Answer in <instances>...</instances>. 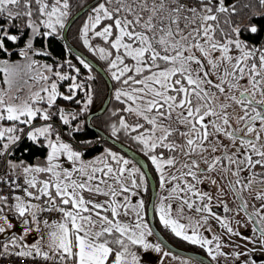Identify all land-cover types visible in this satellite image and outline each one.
<instances>
[{
    "label": "snow or ice",
    "instance_id": "obj_1",
    "mask_svg": "<svg viewBox=\"0 0 264 264\" xmlns=\"http://www.w3.org/2000/svg\"><path fill=\"white\" fill-rule=\"evenodd\" d=\"M260 3L264 5V0ZM70 7L69 0H0V56L10 58L23 41L18 55L28 61L29 72H35L30 78L43 82L30 102L6 103L0 92V122H12L8 127L0 125V156L12 155L22 137L48 150L43 165H27L23 161L9 164L13 170L21 168L23 173V184L11 181L28 198L13 197L16 212L25 217L23 223H30L27 214L36 231H41V222L51 229L50 251H43L39 241L26 242L23 235L16 233L0 240V264H140V257L132 250L134 246L144 251H162L160 242L148 240L154 233L145 219L148 209L144 200L135 205L131 202V196L138 195L132 190L143 184V173L136 167L128 168L131 161L110 150H106L104 158L85 163L82 157L91 142L80 141L83 149L71 142L75 139L73 134L83 130L73 122L92 104L91 85L77 80L81 71L71 61L43 64L39 66L43 71H38L36 61L29 56L50 55L47 48L37 49L35 42L48 41L50 46L51 38L62 35ZM235 13L236 5H228L226 0H97L81 28L84 45L108 61L113 80L127 86L116 90V99L127 104L124 111L139 118L129 124L121 117L119 128L112 125V134L115 136L121 129L138 132L133 139L143 146L145 155L160 173L161 189L172 185L165 189L168 194L160 197L153 212L165 229L206 249L212 261L229 254L222 251L228 245L220 237L209 239L202 234L201 229L212 231L210 219L219 221L230 235L242 234L231 227L230 220L213 210L212 193L197 187L211 179L208 173L220 169L236 178L229 180V187L241 200L240 210L246 214L248 203L243 193L261 202L259 208L253 205L255 211L250 220L255 218L253 233L264 237V171L256 170L257 166L264 169V45L256 47L241 39V27L232 26L230 19ZM222 20L230 31L221 27ZM243 31L260 35L264 33V23L250 22ZM97 37L107 47L90 43ZM236 51L240 55H234ZM77 59L88 70L86 79L93 80L92 66L81 57ZM0 63L4 65L0 71L6 77L23 67L9 66L7 59ZM65 64L75 75L54 70ZM63 81H70L66 91L59 90ZM5 83L11 86L12 81L6 78ZM78 91L87 97L79 112L58 103L62 100L81 104ZM233 104L242 114L229 111ZM36 120L43 123L37 125ZM61 126H66L71 140H64ZM177 135L183 138L182 143L177 142ZM220 136L231 141L235 151L223 144ZM209 148L213 154L223 151L221 155L204 156ZM194 155L201 156L206 170L192 158ZM108 157L115 161V168L107 162ZM62 158L69 167L63 166ZM172 168L179 175H165V169ZM40 174L48 178L37 179ZM172 181L177 183L173 185ZM211 183L217 181L211 179ZM84 193L107 199L86 198ZM121 196L123 199H118ZM8 199L0 195L5 206ZM33 200L41 203L34 204ZM222 210L231 211L226 204ZM51 211L62 213L59 222L40 220V213ZM188 212L196 213L199 219H193ZM0 220L8 228L13 227L2 208ZM32 230L25 227L24 235ZM5 231L0 227V234ZM242 238L252 244L257 242L253 236ZM260 243L264 244V240ZM163 255L167 257L169 252ZM243 255L247 254L234 253L236 259Z\"/></svg>",
    "mask_w": 264,
    "mask_h": 264
},
{
    "label": "rangeland",
    "instance_id": "obj_2",
    "mask_svg": "<svg viewBox=\"0 0 264 264\" xmlns=\"http://www.w3.org/2000/svg\"><path fill=\"white\" fill-rule=\"evenodd\" d=\"M89 12H90V10L86 13V15L79 22V26H80L79 27L80 28V30H79L80 37H81V28L83 27V24L86 22V20L88 18V15H89ZM241 25H242V23H241ZM241 25H239V26H241ZM97 30H99V29H97ZM96 41L98 43H101L102 44V42L98 41V39H96V38L93 39V40H91L90 43L93 46L101 47L99 44H97ZM92 53H93V51H92ZM218 54L219 53H217V55ZM233 54L234 55H240V53L238 51H236ZM96 55L100 57V55L98 53ZM29 56H30L31 60L36 61V63H37V70L38 71H43L42 68H39L40 65H43V64H56V65H58V64L64 63L65 61H71L72 64H74L77 68L80 69L81 75L79 77H77V80L78 81L84 80L87 84H90L91 87H92V93H91L92 94V104L88 106V108H87L86 111H83L79 115L78 121H74L73 122L74 124H79L83 128V125L85 124V116L88 113H91V112L94 111L92 109V107L94 106V94H95L93 85L95 84V81H96L95 80L96 79V75L94 74V72L91 73V75L94 76V79L93 80H87L86 78L89 75L88 70L87 69H84L83 66L79 63V60L75 56H73V55H72V57H69L68 56L65 59H62L60 61H51V62L47 61L45 58H42L43 56H33L31 53H29ZM5 59L8 60V65L9 66L15 65V64H19V65L23 66L22 67V70H18L15 75L9 76V77H6L5 72L0 71V92L4 93L5 102L6 103H17V104H21V103H23L26 100H28L30 102V98L33 96V94L36 91H39V89H40L41 85L43 84V82L36 83L35 81H33L30 78L32 75H35V72H29V70L27 69V63H28V61L25 60L23 57L20 56V58H18V59H12V60L11 59H8V58H5ZM5 59L0 58V61H3ZM3 66L4 65L2 63H0V67H3ZM54 70H58V71H62V72L67 71L71 75H75V73H73L72 70L70 68H68L66 64H65V67L64 68H57V69H54ZM106 73L109 76V78L111 80H113L112 77H111V73L110 72H107V71H106ZM6 78L7 79H11V81H12L11 86H9V84L5 83ZM53 79H55V78H53ZM24 81H27V83H24ZM50 82L51 81H49V83ZM69 83H70V81H63V82H61L60 85H59V89L63 91V88L66 89L67 88V85ZM121 87H127V86H123L120 83H116V86H115V88L112 91V97L111 98L113 99V101H112L111 105L108 106L107 112L106 111L104 112V114H103L104 118L103 119L110 117L115 111L119 110V111H122V113H124V115L120 116L119 119L121 117H124L125 120L129 124H135L139 118L136 117L135 115L129 113V112L124 111V109L127 107V104L126 103H122L120 100H119V102L122 103V106L121 105L118 106V105L115 104V100H114V99H116L115 92H116L117 89H119ZM17 96L20 97L19 100H16L15 99V97H17ZM77 99H80L81 100V104H79V105H77V104L73 105L72 104L71 105L69 103H64V102H60V104L61 105H66L68 107H75L74 109L73 108H71V109L74 110V111L79 112L80 109L83 107V104L87 100V97L85 95V92L78 91V93H77ZM121 99L123 100L124 98L122 97ZM221 101L223 102V97H221ZM232 110H235L237 113H240V109L236 105H234V104H233L232 108L229 109V111H232ZM85 113H87V114H85ZM240 114H242V113H240ZM108 121H109V124L110 125H113L114 124L113 119L112 120H108ZM139 122L144 123L143 120H140ZM34 123L37 124V125H39V124L43 123V121L36 120V121H34ZM57 123H59L58 120H57ZM11 124H12V122H8V121L0 122V125H2L4 127L11 126ZM145 126L148 127V125H145ZM233 126L235 127V121H233ZM20 127L24 128L25 126L24 125H20ZM61 127L65 130L64 138L67 139V140H70L71 137L67 134L66 126H61ZM117 127L119 128V121L117 123ZM181 127H183V126H181ZM107 129H108V131H110L109 133H111V135H113L112 134V128H109L108 127ZM25 130L27 131V128H25ZM129 131L131 132L130 129L128 130V132ZM140 131H143V129H141ZM120 132L121 133H126V131H124L122 129L120 130ZM132 134L134 136H136V135H138V132H133L132 131ZM116 135L115 136L113 135V136L116 137ZM219 139L221 141H223V144L229 145L231 151H235L234 148H231V141H229L227 138H225L223 136H220ZM67 140H65V141H67ZM176 140H177L178 143H182L183 142V138L182 137H179L178 135L176 136ZM106 150H110L111 152L116 153L118 156H122L125 159H128L125 155H123L119 151L114 150L113 148L108 147V146H104V148L100 152H97V153L93 154L90 157H84L83 156L82 159H83V161L85 163H88L90 161L96 160L97 158H104L105 157ZM159 151H161V150H159ZM163 151H165V154L166 155H171L170 153H167L166 150H163ZM222 151L223 150L221 149L217 153L213 154V153H211V149L209 148L207 152L203 153V155L204 156L221 155ZM45 157L44 158H38V159L35 160V162L33 164H28V165H33V166L34 165H43L44 162H45ZM179 158H180L181 161L184 160V157L182 155ZM192 158L193 159H196L200 163V167L204 168L205 170L207 169V165L203 163L200 155H194ZM128 160H130V159H128ZM11 162L14 163V164H19L18 162H13V161H11ZM62 162H63V166L64 167H69L70 166L68 162H66V161L63 160V158H62ZM107 162L111 166H113L114 168L116 167L115 161H112L110 157L107 158ZM7 164H8V166H5L3 168V170L5 168H7L10 171L17 172V174L23 175L21 168H16L15 170H13V168L9 164V161H7ZM205 166H206V168H205ZM132 167L138 168V166L131 161V163L128 165V168H132ZM184 171H186V169H184ZM139 173H141L140 169H139ZM139 173L136 176V179H137V182L138 183L140 182V174ZM173 173L179 175V173L177 172L176 168L165 169V175L170 176ZM157 174L160 176V173L159 172H157ZM207 175L211 179H215L217 181V183L216 184H212L211 183V179H205L204 180V183L201 184V185H197V187L202 188V189H204V190L212 193V195H213L212 204H214L215 201H223V202L224 201H227V199H229V197H232V196L235 198L236 194H234V192L229 187V180L231 179L232 181H235V179H236L234 176H231L230 173H225L224 171H222L220 169H218L217 171L208 173ZM47 178L48 177L45 174H40L37 177V179H47ZM202 179H203V177H202ZM128 183L130 185V181H128ZM143 183L145 185V180L144 179H143ZM175 183H177V181H172V184L173 185ZM171 186L172 185H170V184H166L165 185V189L170 188ZM141 187H143V186H141ZM141 187L139 189H133L132 190V191L138 193V195L131 196V202H132L133 205H135L140 199H142V196L140 194ZM165 189H161L160 182H159L158 192L156 194V199H155V205L159 203L160 197L164 196V190ZM221 192H222V195H221ZM230 192L233 193V194H231ZM84 195H85L86 198H92V199L99 200V201H103V200L107 199V197H104V196H95V195H91L89 193H84ZM124 195H130V194L129 193H125ZM252 195L254 196L255 193H252ZM243 196H244V199L248 203V209L249 210H251L252 208H254L253 205H255V208H259L260 203H261L260 201H256L254 199H251L249 197V194L247 192L243 193ZM121 197L123 198V196H121ZM227 203H226V205H227ZM2 209H3V214L9 218V220L12 223L13 227L12 228H8L7 225L5 224V222L3 220H0V227H4L5 230H6L5 233L0 234V236H5V235L6 236L7 235L10 236V234H9L10 232L11 233H14V232L16 233L18 231V229L16 230L15 228L18 225V223H21V221L15 215H13L12 207L3 206ZM187 214L189 216H192L193 219H199V216L196 213H194V212H188ZM226 215H228V214H226ZM27 217L30 220V223H29L30 225L28 227H31L33 230L30 233H28L27 235H25V236L28 237V238H31L30 241H32V242H36V241H40L41 240L39 243H40V246H41L42 250L43 251H50V249H49L48 232L51 229L46 228L44 226V224L41 222L39 224V228L41 229V231L38 232V231L35 230L36 229V225L31 223V216H28L27 215ZM130 218H134V216H132ZM224 218L225 219L227 218L228 220L231 221V219L228 216H226ZM145 219H146V216H145ZM146 221H147V219H146ZM57 222H59V221H57ZM52 223L53 222H50L49 224H52ZM219 223L220 222L217 221L214 218L213 219H210L209 220V224L211 225L212 231L211 232H205L203 229H201L202 234L204 236H206L208 234H211L213 236L214 235H217L218 237H222L221 236V233L219 234V232L218 233L216 232L217 229L215 228V226L219 225ZM231 227L233 229L236 228L235 231L238 230L237 227H233V224L232 223H231ZM24 228L25 227H22V228L19 227V229L21 230L22 233H24ZM13 229H14V232H13ZM238 232L242 234L241 237L242 236H247L246 235L247 234V229H240V230H238ZM42 235H43V239H41V236ZM8 236H7V238H8ZM33 236H35V238L37 236V238L36 239H33ZM230 236H231L230 234L226 233L223 236V239H221V241L223 240L224 241L223 243H225L226 245H228V246L223 247V248L227 252H230V253L232 252L231 253V256H229L227 258H225V257H219L218 259L222 262V263L218 262L219 264H235V263L236 264L237 263L238 264H243L244 261H248V264H250L251 261L253 262V264H264V244H261L260 243L261 239L258 238L257 235L254 236L255 238L257 237V239H256L257 242L255 244H252V243H249L248 242V243H246L242 247V250L245 251V252H247V255L244 258L241 259L242 261L241 260L239 261V259H236L235 256H234V253H236L237 249H239V248H237L235 246V244L232 245L231 242L226 238V237H230ZM250 236H253V235H250ZM148 240L151 243H157V240L155 239L154 236L148 237ZM262 240H264V239L262 238ZM133 251L136 252L137 255L140 257V260L143 261V262H145V263L147 261H149V262H151V264H161V262H162V264H183L184 261H189V262L193 261V260H191V259H189L187 257L180 256V255H175V254H172L170 252H169V255L167 257H165L163 255V253L164 252H167V251L164 250V249H162V251L160 253H157L154 250L144 251L142 248L136 246L135 250H133ZM204 251L207 254L206 249H204ZM168 261H170V262H168ZM146 264H149V263H146Z\"/></svg>",
    "mask_w": 264,
    "mask_h": 264
},
{
    "label": "trees",
    "instance_id": "obj_3",
    "mask_svg": "<svg viewBox=\"0 0 264 264\" xmlns=\"http://www.w3.org/2000/svg\"><path fill=\"white\" fill-rule=\"evenodd\" d=\"M90 1L91 0H69L71 7L69 10L70 14H69L68 19L75 12H77L80 8H82L84 5H86ZM182 2H191V0H182ZM226 4H228V5L235 4L236 5V13L233 16H231L230 19H231L232 26L241 25V23H242V25L240 26L242 29L241 39L247 41L249 44L255 45L256 47H261L262 45H264V33H261L260 35H257V36H252L250 33L243 31V29H245L246 26L250 22H254L257 24L264 23V5H262L260 3V0H226ZM86 13L83 14L81 17H79L72 24V26L68 30L67 37H68L69 41L71 42V44H73L76 48H78L80 51H82L87 56H89L93 61H95L99 66H101L105 70V72L106 71L109 72L108 71V61L102 60L99 56L92 53V51L90 49H88L83 44V41L80 37L79 22L86 15ZM221 27H223L226 32L230 31L229 25L224 24L223 20L221 21ZM13 31L15 32L16 29H13ZM96 39H98V41L102 42V44H101V43H98L96 41L97 44H99L101 47H107V45L104 44L103 40H101L98 37ZM22 47H23V41H21L20 46H18L14 49L13 55L10 58L4 57V56H0V58H3V59L8 58L11 60L12 59H18V58H20L18 53ZM35 47L37 49L47 48V51L50 53V55L42 57V58H45L47 61H49V60L50 61H60L62 59H65L68 56L72 57V55H73L69 52V50L65 46L61 35L54 37V38H51L50 46L48 44V41L42 42L38 39L35 42ZM126 62H130V61H126ZM93 72L96 75V79H95L96 81H95V84L93 85L95 94H94V106L92 107V109L95 111L96 109H98V107L103 102L104 97L106 95L107 87H106V84H105V81L103 80V78L97 72H95V71H93ZM111 81H112L113 89H114L116 86V83H119V82H117L115 80H111ZM114 100H115L116 105L122 106V103L119 102V100H117V99H114ZM112 101H113V99L111 98L109 105H111ZM106 112H107V110H106ZM85 114H87V113H85ZM122 115H124V113H122V111L117 110L108 118L103 119L104 118L103 115L100 117L93 118L91 123L93 124L94 127L100 129L101 131H103L107 135L115 138L116 140L121 142L123 145L131 148L132 150H134L135 152H137L139 154H143L140 151L145 152V150L141 144L137 143L133 139L134 135L132 134V131L131 132L127 131L126 133H121L120 131H118L116 137H114L113 135H111V133H109L110 131H108L107 128L108 127L112 128V125L109 124L108 120L113 119L114 124L117 126V123L119 121V117ZM82 129L83 130L80 131L79 133L74 134L75 139L73 140L72 143L74 145H76L77 147L83 149L84 145L80 144V141L85 140V141L91 142L87 151L83 155L84 157H90L93 154L100 152L104 148V146H108V147H111L114 150H116L114 147H112L111 145H109L107 143H102L100 145H96L95 147H93L94 144L96 143V139L98 138V135L95 134L90 129H88L85 124L83 125ZM46 154H47L46 148H41V147L37 146L36 144H33L31 141H29L27 139V137H22L21 142L19 143V145L17 147H15L12 155L0 156V173L2 172V170L5 166H8L7 161H13V162H18V163L23 161L25 164L28 165V164H33L35 162V160L38 158H44L46 156ZM144 155H145V153H144ZM145 156L147 157V155H145ZM146 204H147V200L145 201V205Z\"/></svg>",
    "mask_w": 264,
    "mask_h": 264
},
{
    "label": "water",
    "instance_id": "obj_4",
    "mask_svg": "<svg viewBox=\"0 0 264 264\" xmlns=\"http://www.w3.org/2000/svg\"><path fill=\"white\" fill-rule=\"evenodd\" d=\"M96 2H97V0H91L89 3H87L82 8H80L77 12H75L67 20L66 29L63 31V33L61 35L63 42H64L65 46L67 47V49L69 50V52L71 54H73L75 57H81L84 60H86L92 66L94 71L97 72L103 78V80L105 81L106 87H107L106 95L104 97L103 102L99 106V108L97 110L91 112V113H88L85 116V125L88 129H90L91 131H93L95 134H97L100 137L99 142H105V143L111 145L116 150L120 151L123 155H125L128 159H130V161H132L134 164H136L142 170L144 176L146 177V179L148 181L149 190H150L149 199L147 202V209L148 210L146 213V219H147V222H148L150 228L152 229V231L154 233V237L157 239V241L160 242L161 245L171 253L190 257L196 261H201L203 264H212L207 258H205L201 255H198V254H194V253H190L187 251L177 249V248L173 247L171 244H169L164 239V237L160 234L159 230L157 229V226L155 223L153 207H154L155 197H156V186H155L154 179H153V177H152V175L148 169V165H147L145 159L140 154H138L137 152L132 150L131 148L123 145L121 142H119L115 138L107 135L106 133H104L100 129L94 127L93 124L91 123L93 118L102 116L104 114V112L107 110V108L110 104V101H111V97H112L113 84H112L111 79L109 78V76L107 75V73L105 72V70L101 66H99L89 56H87L85 53H83L78 48H76L73 44H71V42L69 41V39L67 37V33H68L69 28L72 26V24L79 17H81L83 14H85L87 11H89L91 9L92 5L95 4ZM63 138H64V136H63ZM65 140H67V139H65ZM67 141H69V140H67ZM71 142H73V141H71ZM96 145H98V143H96L93 147H95ZM7 236L6 235L0 236V240H6ZM33 238H34V236H33Z\"/></svg>",
    "mask_w": 264,
    "mask_h": 264
},
{
    "label": "flooded vegetation",
    "instance_id": "obj_5",
    "mask_svg": "<svg viewBox=\"0 0 264 264\" xmlns=\"http://www.w3.org/2000/svg\"><path fill=\"white\" fill-rule=\"evenodd\" d=\"M46 61V60H45ZM47 62V61H46ZM49 62H51L50 60H49ZM60 90V89H59ZM60 91H62V90H60ZM63 91H66V89L65 88H63ZM60 102H64V103H69V102H65V101H62V100H60V101H58V103H60ZM75 105V103H71V105ZM70 108H75V107H70ZM77 133H79V132H77ZM77 133H74V134H77ZM73 134V135H74ZM71 140V139H70ZM71 141H73V140H71ZM100 141V137L98 136V138L96 139V143H98V145H100V144H102V143H105V142H99ZM95 143V144H96ZM157 151H159V149L157 150ZM141 153H143V154H140L144 159H145V161H146V163H147V165H148V169H149V171H150V173H151V175H152V177H153V179H154V182H155V186H156V194H157V192H158V187H159V182H160V176L157 174V170H156V168H155V166L151 163V160L149 159V157L147 156H145L144 155V153L145 152H143V151H140ZM139 154V153H138ZM139 168V167H138ZM202 168V167H201ZM205 168H206V166H205ZM140 169V168H139ZM257 171H264V169H260L259 168V166H257V169H256ZM140 171H141V173H143L142 172V170L140 169ZM143 177H144V180H145V185H144V183L142 184V186L143 187H141V190H140V194H141V196H142V199L144 200V202L147 200V202H148V199H149V194H150V190H149V185H148V181H147V179H146V177L144 176V174H143ZM231 193V192H230ZM168 193H167V191L166 190H164V195H167ZM231 194H233V193H231ZM155 199H156V197H155ZM229 204H228V203ZM227 203V206H228V208L229 209H231V211H229V212H224L222 209H223V205H225ZM240 204H241V201L239 200V198H237V196H235V198L232 196V197H229V199H227V201H215V203L213 204V210L219 215V216H221V217H226V216H228L230 219H231V223L233 224V227H237L238 228V230H240V229H247V236H250V235H253V237L254 236H258V238H260L261 240H262V238L264 239V237H259V235H258V233L257 234H254L253 233V227H254V219L255 218H252L251 220H250V216H251V214L252 213H254V211H255V208H252L251 210L253 211H251V210H249L248 208H247V214H246V212L245 211H241L240 210ZM154 205H155V203H154ZM146 206H147V204H146ZM226 214H228V215H226ZM226 215V216H225ZM154 218H155V223H156V226H157V229L159 230V232H160V234L164 237V239L169 243V244H171L173 247H175V248H177V249H180V250H183V251H187V252H190V253H194V254H198V255H201V256H203V257H205V258H207L212 264H219L218 262H220V263H222L219 259H217L216 261H212L211 260V257H209L206 253H205V251H204V249L203 248H201V247H199L198 245H192V244H189L188 242H186V241H183V240H181V239H179V238H177V237H175L168 229H165L164 227H163V225L162 224H160V222H159V220H158V218H157V214L156 213H154ZM227 219V218H226ZM237 222H239V223H237ZM21 224H23V223H18V225L16 226L17 228H18V226L19 225H21ZM218 224V223H217ZM215 228L217 229L216 230V232L218 233L219 232V234L221 233V236L222 237H220L221 239H223V236L227 233V231H226V229L219 223V225H217V226H215ZM250 228V229H249ZM16 229V228H15ZM19 229V228H18ZM225 229V230H224ZM236 229V228H235ZM234 229V230H235ZM17 230V229H16ZM237 230V231H238ZM13 232H14V229H13ZM226 232V233H225ZM212 236L213 235H211V234H208V235H206V237L207 238H209V239H211L212 238ZM215 236H217V235H215ZM230 242H231V244L233 245V244H235V246L237 247V248H239V249H237V251L236 252H242V253H244L245 251H243L242 250V247L246 244V243H248V241L247 240H245V239H243L241 236H235V235H231L230 237H226ZM255 238V237H254ZM156 239V238H155ZM255 239H257V237L255 238ZM157 240V239H156ZM158 242V241H157ZM222 242H224L223 240H222ZM213 243H215V241L213 242ZM162 246V245H161ZM184 246V247H183ZM162 249H164V250H166L167 252H169L167 249H165L163 246H162ZM222 251L223 252H225V253H227V254H229L228 255V257L229 256H231V253L230 252H227L226 250H224V248H222ZM171 253V252H170ZM246 254H247V252H245ZM172 254H174V253H172ZM175 255H179V254H175ZM180 256H183V255H180ZM246 255H243V256H241L240 258H239V261L242 259V258H244ZM184 257H187V256H184ZM250 257V256H249ZM187 258H189V259H191V260H193V261H196V260H194V259H192V258H190V257H187ZM219 258V257H218ZM238 261V260H237ZM242 261V260H241ZM203 264V263H202ZM236 264V263H235ZM238 264V263H237ZM250 264H253V262L251 261L250 262Z\"/></svg>",
    "mask_w": 264,
    "mask_h": 264
},
{
    "label": "built area",
    "instance_id": "obj_6",
    "mask_svg": "<svg viewBox=\"0 0 264 264\" xmlns=\"http://www.w3.org/2000/svg\"><path fill=\"white\" fill-rule=\"evenodd\" d=\"M17 176H19V179L17 180ZM8 181L9 183L0 182V195L9 197L7 201V206L14 207L15 200L13 197L20 196L23 199L26 198L24 195V192L22 189H15L14 185L11 184V181L16 180L18 183L23 184V177L19 174H16L13 171H10L9 169L5 168L0 173V181ZM26 187V185H25ZM45 198H42V200ZM38 204L41 203V201H36ZM2 205L5 206L3 202H0ZM61 216L60 212L57 211H51V212H42L40 213V220H48V222L56 221ZM2 264H7L6 261L2 262Z\"/></svg>",
    "mask_w": 264,
    "mask_h": 264
},
{
    "label": "crops",
    "instance_id": "obj_7",
    "mask_svg": "<svg viewBox=\"0 0 264 264\" xmlns=\"http://www.w3.org/2000/svg\"><path fill=\"white\" fill-rule=\"evenodd\" d=\"M21 176H23V175H21ZM32 191H35V190H32ZM24 199L27 200L28 198L26 197V198H24ZM118 199H121V200H122L123 198H122V197H118ZM31 202L34 203V204H38L35 200H33V201H31ZM3 206H4V205H2V204L0 203V208H2ZM33 211H35V209H33ZM12 212H13V215H15L18 219H20L21 223H23L25 217H20V216L18 215V213L16 212V210H15L14 207H12ZM26 216H27V214H26ZM61 217H62V213H61V216L59 217V219L56 220V222H57V221H60V220H61ZM157 218H158V220H159L158 214H157ZM27 219H28V217H27ZM28 220H29V219H28ZM29 221H30V220H29ZM52 222H54V221H52ZM49 223H50V222H49ZM29 225H30V224H29ZM29 225L26 226V225L23 223V224L19 225L18 228H19V227H21V228H22V227H28ZM18 228L16 227V229H18ZM14 233H15V232H14ZM9 234L11 235L12 233L10 232ZM16 234H17V235H23V236H24V240H25L26 242H30V243H32V241H30L31 238L26 237V236L24 235V233L21 232L20 229H18V231L16 232ZM36 238H37V236H36ZM36 238H35V236H34L33 239H36ZM7 239H8V238H7ZM7 239H6V240H7ZM39 240H40V239H39ZM40 241H41V240H40ZM40 241H39V242H40ZM135 248H136V246H134L132 249L135 250ZM162 259H163V258H162ZM168 262H170V261H168ZM146 263L151 264V262H149V261H147ZM146 263L140 260V264H146Z\"/></svg>",
    "mask_w": 264,
    "mask_h": 264
}]
</instances>
